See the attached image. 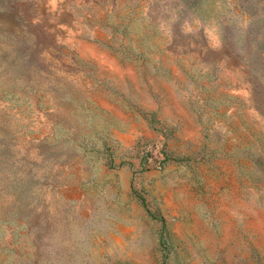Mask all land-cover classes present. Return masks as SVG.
<instances>
[{
    "label": "rangeland",
    "instance_id": "374dc122",
    "mask_svg": "<svg viewBox=\"0 0 264 264\" xmlns=\"http://www.w3.org/2000/svg\"><path fill=\"white\" fill-rule=\"evenodd\" d=\"M0 264H264V0H0Z\"/></svg>",
    "mask_w": 264,
    "mask_h": 264
}]
</instances>
